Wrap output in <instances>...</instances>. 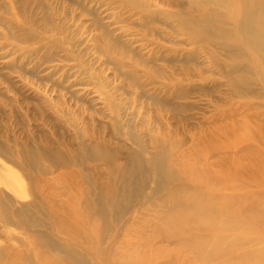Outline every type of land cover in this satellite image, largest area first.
Returning <instances> with one entry per match:
<instances>
[{
    "label": "rangeland",
    "instance_id": "obj_1",
    "mask_svg": "<svg viewBox=\"0 0 264 264\" xmlns=\"http://www.w3.org/2000/svg\"><path fill=\"white\" fill-rule=\"evenodd\" d=\"M196 3L210 13L201 26L190 14ZM250 4L263 9L264 0ZM229 10L224 0H0V264L15 250L25 264H43L34 262L27 229L15 223L21 208L52 245L83 251L86 264H114L115 254L128 264H238L230 238L207 234L196 217L177 218L187 209L165 232L152 220L141 226L144 214L157 215L159 194L175 188L192 196L213 183L223 194L236 183L231 204L238 193L248 211L249 196L264 197V189L241 187L259 182L255 174L237 171L249 154L264 151L256 57L205 42L222 41L215 17ZM227 51L245 59L235 80L226 75ZM112 154L122 164L140 158L148 186L100 237L85 228L87 242L69 240L61 221L73 230L70 222L89 217L87 201L103 182L92 168ZM158 180L166 186L157 194Z\"/></svg>",
    "mask_w": 264,
    "mask_h": 264
},
{
    "label": "bare ground",
    "instance_id": "obj_2",
    "mask_svg": "<svg viewBox=\"0 0 264 264\" xmlns=\"http://www.w3.org/2000/svg\"><path fill=\"white\" fill-rule=\"evenodd\" d=\"M233 1L238 2L237 8L233 7ZM233 1L224 0L225 4L230 9L226 17H215L217 27L222 33V41L213 40L211 36V38H208V41L206 40L205 42H207L210 47H214V45L224 46L231 44L232 46L230 48H234L235 50L243 47L247 48L256 57L258 72L255 73V81L259 80L260 82L261 78L264 79V7L262 9L260 6H252L250 4L251 0ZM193 6L195 8L193 7V11L190 12V14L196 19L195 23H197V26H201L204 21H210V13H208L205 5L196 3L195 5L193 4ZM226 18L229 20L228 25L226 24ZM191 25H193V22H191ZM198 38L194 37L193 41H196ZM232 38L236 40L231 41ZM238 38L239 42H237ZM225 59L228 62V64H225V66L228 67V69H226L228 78L235 80V78H238L237 76L239 73H244V64H240V62L242 63L245 59L232 57L229 51H227ZM198 140L201 139L198 138ZM259 142L264 147V134L263 136H259ZM219 149L223 148L221 147ZM223 151H229L232 157L238 158V160H241L243 157L241 152L235 153L232 150L230 151L229 147L224 148ZM116 157L117 156L113 154L109 155L107 159L102 160V165L93 166L92 168L94 172L100 174L103 182L100 186L102 192L100 191V193L95 196L93 203L91 199L87 201L89 206L93 205L90 211L91 213L88 214L89 217L83 216L82 220L70 222V226L73 227V230H65V228L62 227L64 223L61 221L60 228L69 240H78L82 244V242H87L88 235H91V232L100 237L111 223L112 215L115 213V216L120 217L125 211V203L133 199L134 193L140 196L142 191L147 188L150 170L144 168V162H142L140 158H131V160H126L127 162L129 161V163L122 164ZM179 158L180 159L176 161L179 164H183L185 159L183 157ZM239 167V165H236V169ZM244 167L248 173L255 174L260 181L251 183V185L250 183L242 182L241 187H254L263 191L264 151L260 149L257 153L249 154L247 162L237 171L239 172ZM158 168L159 173L165 171L164 166L161 164H159ZM159 183H161V185ZM229 183L230 182H228V184ZM236 185V183L230 186L226 185L223 194H218L222 192V189H219L213 183H208L204 190L194 192L192 196H182V194L180 195L177 193L176 188L173 191L168 190L167 193H164L162 196L159 194L152 205V208L157 209L155 211L157 215L154 217L153 214H144L141 219V226H147L152 220L154 223H157L158 226L162 227L164 231L165 228H171L177 223L173 221L174 215L180 214L187 209V212H184L177 218L189 220L196 217L198 218L196 221L207 234H218L222 237H227L226 239L230 238L229 246L232 249L231 253L236 252L239 254L235 256L238 264H264V245L259 247L264 241L259 236L255 238L252 234L253 230L256 233L261 232V236L264 238V197L258 196V200L255 199L256 196H249L251 201L253 199V202L248 211L246 208H243L245 205V196H240L237 193L238 202L236 200L235 202H237L238 205H232L230 201L232 192L240 190V186L237 185V187ZM165 186L166 184L164 181H156L155 191L157 190V194L161 189L163 190ZM260 206L262 209L259 208ZM259 213L262 214L258 215ZM14 218L17 225L24 226L27 229L29 234L28 244L35 256L34 262L43 264H86V254H84L83 251L77 248L64 250L63 248L55 247L56 245H52L47 239V236H43L42 233L40 234V232H38V223L33 220L32 215L27 212L26 208L15 211ZM154 219H156V221H154ZM244 224L250 226V228L244 227ZM85 228L91 232L87 233V229ZM139 233L141 234V232ZM97 241L100 243V238H97ZM126 244L127 243H124V245ZM126 247L133 249L134 246H131L129 243ZM99 250L100 248L94 249L93 254L97 255ZM200 252H202L201 249ZM116 255H118V257L115 259L114 264H128V258L126 261V257H123L124 259L122 260V256H119L120 254H115V256ZM244 256L246 259L242 258ZM94 258L95 257H93V259ZM228 261H230V259ZM2 264L25 263L19 250H15L12 257L10 256L5 259Z\"/></svg>",
    "mask_w": 264,
    "mask_h": 264
}]
</instances>
